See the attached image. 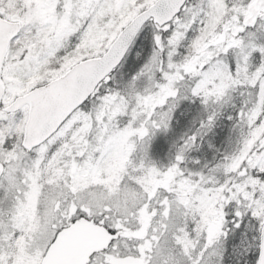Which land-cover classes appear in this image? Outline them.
Returning <instances> with one entry per match:
<instances>
[{"label":"snow or ice","instance_id":"snow-or-ice-1","mask_svg":"<svg viewBox=\"0 0 264 264\" xmlns=\"http://www.w3.org/2000/svg\"><path fill=\"white\" fill-rule=\"evenodd\" d=\"M0 264H264V0H0Z\"/></svg>","mask_w":264,"mask_h":264}]
</instances>
